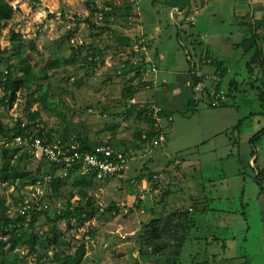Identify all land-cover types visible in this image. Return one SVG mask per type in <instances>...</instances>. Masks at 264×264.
I'll use <instances>...</instances> for the list:
<instances>
[{
	"label": "rangeland",
	"instance_id": "rangeland-1",
	"mask_svg": "<svg viewBox=\"0 0 264 264\" xmlns=\"http://www.w3.org/2000/svg\"><path fill=\"white\" fill-rule=\"evenodd\" d=\"M5 1L13 7L14 16L7 26H0V55L4 58L0 70L6 69L10 56L18 64L19 76L23 73L19 66L26 59L31 80L20 89L11 108L0 102L1 120L9 126L12 117L26 120L28 111L38 110L48 128L59 134L66 130L74 141L81 134L94 144L129 150L121 175L75 176L65 180L58 195L53 194L49 175L42 173L46 168L38 154L14 156L19 170L34 172L39 166L44 180L24 186L22 179H0V210L11 216L21 214L22 203L35 198L48 205L35 224L36 251L31 252L27 245L18 247V264H42L40 244H48L54 235L58 243L49 245L52 258L43 264H54L55 251L61 259L75 256L81 245L86 248L81 264H264V180L255 177L257 169L264 167V134L256 141L255 154L249 141L264 128V102L258 96L260 83L245 74V61L254 48L249 47L255 45L254 24L264 51V0H209V5L202 1L204 7L192 6L182 21L165 0ZM98 13L104 19L107 15V20H99ZM140 21L147 27L146 34L127 33L139 28ZM246 22L247 28H243L241 23ZM15 32L21 40H12ZM244 37L248 40L243 41ZM144 38L152 46L145 45ZM212 42L229 55L224 80L216 66L200 62L204 48H210ZM231 43L239 46L230 48ZM145 47L152 55L160 51L161 60L168 55L167 59L154 60L157 71L149 76L152 87L143 86L140 72L134 97L126 101L124 79L117 74L119 62L127 60L125 69L130 66L136 74L143 63L140 49ZM246 49L250 52L241 58ZM171 52H175L174 61L181 59V70L170 66L178 63L169 59ZM187 52L205 82L200 95L186 85L193 81L188 78L185 83ZM162 68L169 70L166 78ZM178 74L181 82L173 88L179 87L182 94L177 96L171 85ZM233 77L242 83L233 97L227 96L229 105L213 108L200 100L209 96L213 84ZM223 91L226 96V88ZM3 94L0 88V100ZM157 106L169 109L162 121L167 141L154 138L148 147L137 132L142 130L143 135L151 128L145 116L153 118ZM252 158L256 159L253 164ZM151 170L157 176L160 173L153 182L148 177ZM198 194L203 203L197 202L189 214L197 226L189 231L180 255L170 230L159 239L144 238L152 220L193 209L191 197ZM88 200L95 204L93 219L83 224L53 221L58 213L84 207ZM109 206H121L120 214L107 212Z\"/></svg>",
	"mask_w": 264,
	"mask_h": 264
},
{
	"label": "trees",
	"instance_id": "trees-1",
	"mask_svg": "<svg viewBox=\"0 0 264 264\" xmlns=\"http://www.w3.org/2000/svg\"><path fill=\"white\" fill-rule=\"evenodd\" d=\"M108 10L102 9V11ZM107 12H105L106 14ZM103 14V13H102ZM180 14V13H176ZM187 14V13H185ZM14 16V9L5 0H0V26L5 27L8 24V21L12 19ZM107 15H103V20H107ZM182 21V20H181ZM248 22L243 23V28H245L248 24ZM90 26V23H89ZM254 32L252 33V37L255 38V45H252L249 47L252 49L251 57L245 61V69L246 72L245 74H248V77L250 78H255L254 81H257L260 83V85L257 86L258 88V96L260 98L261 102H264V51L263 47L259 42V36L257 35V26L254 24L253 26ZM247 28V27H246ZM12 40H21L20 35L18 33H14ZM248 40V37H244L243 41ZM217 40H215L216 42ZM33 44L30 43L29 46H32ZM239 43H235L233 47H238ZM238 49V48H237ZM204 50H207L205 57H201L200 62H202L205 65H212L216 66V69L218 70L217 72L220 74V77L223 79L228 73H229V66L226 64L227 59L229 58V55H227V52L224 50H221L218 45L214 42H212V45L210 48H207ZM223 51V52H222ZM250 52L248 49L244 53L240 55V57L245 58L246 53ZM220 52H222V55H218ZM18 55L20 54V51L17 52ZM16 53V54H17ZM190 52H187V57H186V78L189 80L195 81L197 83L198 81L203 80V76H200L197 71V62L193 60L192 58L188 55ZM4 58L1 57L0 55V64L4 62ZM7 64H6V69L5 70H0V88L3 89V96L0 100L1 104L5 106L6 108H11L17 98H18V92L20 89L23 87V85L26 82H29L31 80V66L29 63H27L26 59L23 61L25 62L24 65H20L19 71L23 73L21 75H17L15 67H18V64H13L11 62V57L7 56ZM127 64V60H123L119 62V68H118V76H122L124 79V92H123V97L128 100H132L134 97V92L136 91L135 89V81L140 75V72L142 74V68L144 65H148L146 61L143 59V63L139 67H137L136 74L132 72V68L129 66L127 69H125V65ZM143 66V67H142ZM185 72V71H184ZM134 74V75H129V74ZM218 74V75H219ZM181 75V74H180ZM142 78V76H141ZM261 78V79H260ZM186 79V81H187ZM260 79V80H259ZM224 80V79H223ZM185 81V83H186ZM241 81L236 79L235 77L229 79L227 82L226 81H219L217 85V90H223L226 88V98L228 97H233L234 93L239 90V86L241 85ZM143 86L149 84L150 87L153 86V82H146L142 80ZM163 84H168L167 82H163ZM175 84H172L171 86H174ZM205 88V87H204ZM195 94L200 95V92H195ZM208 95H204L202 99L205 101L210 107L216 108V107H221L225 105H229V100L225 98V100H221V104L219 105H214L212 104V101L214 98H216V93L211 96L210 95V88L208 91ZM199 100H197L195 103L198 104ZM160 108V111L158 112V117L159 120H157L154 116L153 118H149L147 116L146 119L150 120L151 122V128H148L146 130V134L142 135V130H139L137 132V137L141 139L145 146H148L152 144V141L154 138H159L161 134L164 135V129H163V124L162 121L167 115V110L164 109L162 106H157ZM141 117H143L141 115ZM149 122V123H150ZM154 129V130H152ZM163 129V130H162ZM57 129L54 128H48L47 123L44 122L43 118L41 117V114L38 110L36 111H28L27 113V119L23 120L20 118H13L11 120V124L8 126L5 124L1 118H0V134L3 137H8L10 140L20 136L22 140H25L26 138L29 139L31 136L33 138H38L41 140L42 144L44 146H49L53 143L56 142L57 139L59 144H61L64 148H69L71 145H79L77 148V151L81 153V157L85 158V154L89 153L90 156H95L96 155V148L99 146H110L117 150L114 145L106 144V143H92L90 141H87L85 138L82 137L81 134H79L76 138V141L70 139L68 136L66 130L59 134ZM264 134V128L256 132L250 137V144L252 145L253 151L252 153H256V141L257 139ZM144 135L146 138H144ZM167 141V140H166ZM165 141V142H166ZM30 142V140H29ZM164 142V143H165ZM163 145V144H162ZM31 145H26L24 143L22 144H15V146H1L0 145V162H1V168H0V179L1 181H10V180H17V179H22L23 180V185H30V184H36L37 181H43L44 178L42 175L38 173L40 167L38 166L36 171H31V170H26L24 169L23 171L18 169V166L14 162V156H17L18 153H25V155L32 156L33 154H37L32 152L31 150ZM149 150V149H146ZM119 151V150H118ZM128 151L127 148L124 149L122 154H124L125 157L128 158ZM39 155V154H38ZM42 159V165L43 168H46L44 172H42L45 176L49 175L50 177V182L52 183V190L53 194L58 195L60 189L62 188V185L65 184V180H69L74 178L75 176H79L80 174L74 169V167L71 168L69 171V174L67 177H62L63 169L64 166L60 167L59 163L56 161H51L45 157L43 153H40L39 155ZM256 160V159H255ZM254 160V161H255ZM253 161V163H254ZM252 163V164H253ZM177 165H175L176 167ZM42 168V169H43ZM96 168L92 169V173L95 174ZM255 177L260 181L264 180V167L261 169H257L255 173ZM149 180L150 181H156L155 179L158 178L157 174L155 171L151 170L149 171ZM82 178L89 179V178H94V175H91V177L88 176H83ZM107 178V177H106ZM17 194L19 193V190L16 191ZM261 192H264V183L261 184ZM23 202V198H21ZM200 195H196L194 197H191V201L193 203V209L192 208H185L183 210H177L176 212L167 214L164 218H155L154 220L149 223L148 227H151V229H147L148 231H145V239L151 240V239H159L161 236V233L170 230V236H174L175 240H177V254L180 255L181 249L183 248V244L185 240L187 239L189 231L197 226V221L195 220L194 217H192L190 214V211L194 210V207L197 202L203 203L200 201ZM37 201H39L38 198L31 199L24 201L21 206L24 204H34ZM45 202V201H41ZM40 203V202H39ZM46 203H40L41 208L35 212V211H30L26 215H21L18 214L11 216L5 209L0 210V264H18L19 262L17 261V254L15 253V250L20 247V246H29L30 251H36V246L38 243V236L35 233V224L36 221L38 220L39 216L41 214H46L47 210L44 209L43 205ZM94 202L92 200H88L87 203L85 204L84 207L79 206L74 209H67L64 212L58 213L53 221L58 222L61 220H75L78 221L79 223L83 224L85 221H88L90 219H93L95 216V209H94ZM125 206V205H121ZM121 206H109L107 207V212H113L114 216H117L120 214V207ZM30 219L27 222V219ZM27 222V225L25 223ZM25 225V226H24ZM145 228H147L145 226ZM31 231V232H30ZM173 231V232H172ZM58 243V236L54 235L53 240L48 242V244H43L41 243L42 247V254L39 256V261L40 263L43 264L46 258L51 259L52 257L49 255V245L52 244H57ZM86 248L84 245H81L75 256H70L67 255L63 259L59 257V254L55 251L54 252V257L53 259L55 260L54 264H81L83 261V257L85 255ZM13 253L15 254V257H13ZM23 261V260H22Z\"/></svg>",
	"mask_w": 264,
	"mask_h": 264
},
{
	"label": "built area",
	"instance_id": "built-area-1",
	"mask_svg": "<svg viewBox=\"0 0 264 264\" xmlns=\"http://www.w3.org/2000/svg\"><path fill=\"white\" fill-rule=\"evenodd\" d=\"M98 19H103V14L98 13ZM137 46V45H136ZM138 47V46H137ZM142 59V58H141ZM144 61L148 63V65H144L142 68V76L144 81L150 83L153 82L152 80H149V76L153 75V72L157 71V65L154 62L153 58H149L148 55L146 57H143ZM140 60V61H143ZM193 81V80H189ZM219 81L212 85L210 88V95L213 96L215 93L216 98L213 99L212 104L219 105L221 104V100H225L226 96L223 90H217V85ZM186 85L193 88L192 90L194 92H200L205 87V82L198 81L195 83V81L188 82ZM147 88L150 87L149 84L146 85ZM160 111V108H154V117L159 120L158 112ZM144 138L146 136L144 135ZM30 140V142H29ZM159 141L164 143L166 141L165 136L161 134L158 138ZM60 141L59 139L56 140L55 143L44 146L40 139L33 138L32 136L29 139L22 140L20 136L10 140L8 137H3L0 134V145L1 146H15V144H26L31 145V150L34 153H37L40 155V153H43L45 157L51 161H56L59 163V166H64L62 177H67L69 174V171L72 167L80 174L81 177L88 176L91 177V175H94V177L99 178H105V177H112L114 175H121L122 170L125 167V164L128 160L127 157L122 154V152L115 150L114 148L110 146H99L96 148V155L90 156L89 153L85 154V158L81 157V153L77 151V148L79 145H71L69 148H64L61 144L58 143ZM96 168L95 174L92 173V169ZM44 209L48 208L47 204L43 205ZM41 208L39 201H37L34 204H24L21 206L20 213L21 215H26L30 211L37 212ZM30 219H27V222ZM27 222L25 225H27Z\"/></svg>",
	"mask_w": 264,
	"mask_h": 264
},
{
	"label": "crops",
	"instance_id": "crops-1",
	"mask_svg": "<svg viewBox=\"0 0 264 264\" xmlns=\"http://www.w3.org/2000/svg\"><path fill=\"white\" fill-rule=\"evenodd\" d=\"M136 0H134V2H135ZM139 1V0H138ZM138 1H137V4H138ZM202 1H205V3L207 2V4L209 5V0H165V4H169L170 6H171V12H173L174 10H175V12H173V14H175L176 15V13H179V11H185V10H188V12H185V13H189V9H191L192 8V6H195V7H197V8H199L200 7V5H201V8L202 7H204V5L202 4ZM239 11V9H236L234 12H233V15L235 16L236 15V13ZM255 11V10H254ZM213 12H214V10H213ZM185 13H181L180 12V14L178 15L179 17H178V19L179 20H183L184 18H185V16L187 15H185ZM198 13V12H197ZM140 16H141V14H140ZM177 19V20H178ZM140 23H141V25H140V27L139 28H135V30H134V28L133 29H131V30H127V33H129V32H134V33H139V32H141V33H144V34H146V26L145 25H143V22L142 21H140ZM241 26H243V24L241 23ZM145 27V28H144ZM155 28H157V27H155ZM150 32H149V36H150ZM212 35V34H211ZM207 36V35H206ZM130 37V36H129ZM216 37V36H215ZM131 38H133V36H131ZM144 40L146 41V39L144 38ZM145 41H143V42H145ZM147 44H149V45H151L152 46V44L151 43H149L148 41H146V44L145 45H147ZM232 44L233 43H231L230 45L232 46ZM152 48V47H151ZM224 50V49H223ZM140 51L142 52L141 54H140V57H139V60H142L141 59V56L142 57H146V55H150V56H152L153 58H154V60H156V62L158 63V62H161V61H165L166 59H167V56L168 55H164L165 57H164V60H161V58L159 57L160 55H163L160 51H156V53L155 54H150V49H149V51H148V48H143V49H140ZM207 51V50H206ZM205 51V54H204V56L206 55V52ZM148 53V54H147ZM172 53V57H170L169 59L170 60H172V61H174L173 59H174V55H175V52H171ZM157 54V55H156ZM187 54V53H186ZM218 55H222V53L220 52ZM149 57V56H148ZM138 58V57H137ZM136 58V59H137ZM149 58H151V57H149ZM138 60V61H139ZM174 62H178L177 64H170V66L172 67V68H174V69H177V70H181L180 68V66H181V59L179 58V59H175V61ZM187 62V61H186ZM187 64V63H186ZM140 65V64H139ZM169 65V64H168ZM143 66H144V64H143ZM142 66V67H143ZM203 66V68L204 67H206V66H204V65H202ZM209 66V65H208ZM158 67L160 68V66H159V64H158ZM163 70L161 71V74L162 75H164V77L166 78V75H167V73L169 72V70L168 69H166V68H162ZM161 70V69H160ZM187 79V78H186ZM168 81V80H167ZM186 81V80H185ZM181 82V75H177L176 76V79L172 82V84H179ZM171 89H173V93H175V95H181L182 93H181V89L179 88V87H174L173 88V86H171ZM175 106H176V104H175ZM163 108L164 109H166V107H164L163 106ZM167 110V109H166ZM169 111V109L167 110V112ZM171 111V110H170ZM180 120L181 121H185V118H183V117H180ZM253 159V158H252ZM253 161H254V159L251 161V163H253ZM153 165H154V163H153ZM178 167H180V166H178ZM182 168V167H181ZM164 169V173H166V169L165 168H163ZM153 171H155V170H153ZM162 171V170H161ZM160 171V172H161ZM159 173V172H158ZM168 174V173H167ZM159 176H160V173H159ZM158 176V177H159ZM120 205H122V204H120ZM98 234V233H97ZM96 234V235H97Z\"/></svg>",
	"mask_w": 264,
	"mask_h": 264
},
{
	"label": "clouds",
	"instance_id": "clouds-1",
	"mask_svg": "<svg viewBox=\"0 0 264 264\" xmlns=\"http://www.w3.org/2000/svg\"><path fill=\"white\" fill-rule=\"evenodd\" d=\"M154 59V58H153Z\"/></svg>",
	"mask_w": 264,
	"mask_h": 264
}]
</instances>
